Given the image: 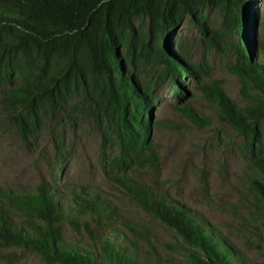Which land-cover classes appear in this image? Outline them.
I'll use <instances>...</instances> for the list:
<instances>
[{
	"label": "trees",
	"instance_id": "trees-1",
	"mask_svg": "<svg viewBox=\"0 0 264 264\" xmlns=\"http://www.w3.org/2000/svg\"><path fill=\"white\" fill-rule=\"evenodd\" d=\"M249 1L0 0L1 101L26 144L37 142L46 121L62 112L70 118L93 119L102 130L105 146L113 144L111 134L116 138L115 180L144 210L176 232L182 245L168 247L183 253L192 264L251 262L200 213L132 177L136 167L159 166L160 157L147 118L150 89L128 71L137 56L161 36L170 38L187 16L205 23L203 8H222L224 29L209 40L214 46L221 35L246 37V44L239 48L245 65L237 71L244 89L253 84L263 97L259 104L240 108L217 87L216 101L223 120L245 138L253 160L264 172V127L259 126L264 118V57L253 60L250 56ZM141 18L149 23L148 32L134 23ZM157 56L175 80L191 72H206L203 65L192 63L183 68L163 46ZM179 91L177 84L176 96L182 99ZM185 110L196 120L195 114ZM57 151L63 156L60 147ZM62 169L58 165L57 171ZM256 187L264 197V184L257 182ZM14 215L23 217L24 223ZM66 226L80 236L78 240L66 237ZM0 244L39 253L47 264H175L158 254L149 229L125 218L101 188L65 185L57 178L42 179L31 191L0 188Z\"/></svg>",
	"mask_w": 264,
	"mask_h": 264
},
{
	"label": "rangeland",
	"instance_id": "rangeland-1",
	"mask_svg": "<svg viewBox=\"0 0 264 264\" xmlns=\"http://www.w3.org/2000/svg\"><path fill=\"white\" fill-rule=\"evenodd\" d=\"M248 5L246 36L252 55L247 54L253 60L261 59L264 0H250ZM201 13L205 23L187 16L170 38L161 36L130 65L129 76L150 89L147 118L151 123V140L160 157L159 166L136 167L131 175L139 183L200 213L251 264H264V197L256 187L257 182L264 184V172L253 160L245 138L223 120L215 89L221 88L240 108L259 104L263 96L253 84L245 90L237 71L245 65L239 48L246 44V37L236 33L221 35L213 46L209 38L224 29V10L213 5L203 8ZM134 23L148 32L149 23L143 18ZM161 46L183 68L192 63L203 65L206 72H191L175 80L167 74L166 64L158 59ZM250 56L247 55L248 59ZM177 84L182 99L176 96ZM2 94L0 88V188L31 191L42 179L54 178L65 185L101 188L125 218L149 229L162 258L175 264H192L183 253L168 247L182 245L176 232L144 210L115 180L114 160L119 148L113 134V144L107 147L102 130L93 119L84 115L70 118L62 112L46 121L37 142L27 145L4 111ZM185 108L196 115V120ZM259 126L264 127V118ZM59 147L63 156L58 154ZM58 165L63 166L61 172L57 171ZM14 219L24 223L21 216L14 215ZM65 235L71 241L80 237L68 226ZM82 241L88 242L85 235ZM0 264L47 262L39 253L0 244Z\"/></svg>",
	"mask_w": 264,
	"mask_h": 264
}]
</instances>
